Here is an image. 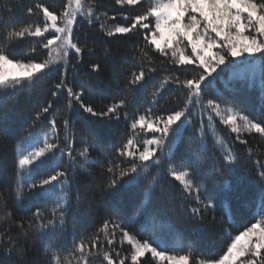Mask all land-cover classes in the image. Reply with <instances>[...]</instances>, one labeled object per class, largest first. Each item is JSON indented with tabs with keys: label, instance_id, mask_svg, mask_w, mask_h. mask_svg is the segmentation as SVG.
I'll use <instances>...</instances> for the list:
<instances>
[{
	"label": "snow or ice",
	"instance_id": "obj_1",
	"mask_svg": "<svg viewBox=\"0 0 264 264\" xmlns=\"http://www.w3.org/2000/svg\"><path fill=\"white\" fill-rule=\"evenodd\" d=\"M121 6L148 7L134 16L127 11L121 13L126 24H108L107 13L96 11L94 0H66L61 11L51 10V6L37 0L32 6H25L23 0H3L0 6V101L25 86H31L41 77L59 71L64 65L51 91L53 98L66 92L62 109L47 120V131H37L42 117L54 107L49 100L34 115L31 131L15 146L14 179L10 191L17 204L31 196H41L54 202L50 208L36 207L27 219L16 221L20 229L13 234L11 228L0 231V264H29L26 247L34 234L39 238L41 250L48 264H91L102 257V264H143L150 254L154 260L164 264H264V165L256 173L259 182L257 198L254 201V222L231 237L226 250L216 259H202L194 253L191 245L184 252L182 247H169L166 236L173 229L172 217L176 211L177 196L168 184L169 178L179 182L181 204L186 217L203 220L209 210L215 207L213 199L207 195L205 182L212 178L218 182L226 172L238 167L237 156L229 144L215 132L214 122L226 126L241 144L244 133L264 136V118L252 119L238 111L228 102L217 99H203L205 88L212 87L215 79L231 70L235 77L246 80L249 87L259 84L264 96V0H115ZM25 9V15L37 20L31 23L16 22L14 13ZM8 18L5 19L4 15ZM99 31L106 37L128 36L143 33V44L133 49L131 70L124 78L118 100L96 111L85 104V91H90L86 81L77 87L69 84L67 66L73 55L82 62L87 47V36L81 44L75 35V24L79 18L89 25L101 21ZM35 41L26 55L18 46L23 42ZM17 46V47H14ZM37 47L46 52L42 60L35 58ZM163 58L160 71L163 75L159 84H154L158 69L155 55ZM23 56V58H20ZM194 66L192 76L181 78L179 73L187 71L186 66ZM92 73H99L101 65H89ZM152 84L151 106L144 113L121 111L134 108L138 94ZM174 86L183 96L182 106L168 110L159 104L164 91ZM179 101L178 97L172 98ZM85 118L95 117L108 124H119L121 117L128 135L117 147L113 144L105 152L97 142L95 133L79 136L81 147L77 149V131L72 119L73 111ZM200 113V126L194 129L189 143V156L176 161L174 147L182 138L181 125H192L196 111ZM207 116L205 127L203 117ZM62 122L63 136L60 135ZM11 132L0 128V140H6ZM145 137L141 139V137ZM213 140L209 153L208 139ZM97 151L102 159H92ZM59 153V155H57ZM249 155L252 149H248ZM51 162V164H49ZM99 165L107 183L104 190L115 198L121 190L130 185L140 187L133 217L122 218L121 209L114 206L116 215L106 219L101 229L89 240L76 241L66 247L64 233L71 217L87 198L79 188L72 195V184L77 173L89 172L87 165ZM188 166H184V165ZM202 165H207L204 180L196 179ZM47 166V172L35 178L36 170ZM2 198V196H0ZM194 200L195 204L189 203ZM27 210V209H22ZM11 217L5 203L0 221ZM139 218L140 231L149 233L148 239H139L128 230V224H136ZM215 221V217H212ZM199 227V225H197ZM101 233L103 238H101ZM119 233L120 243H127L126 255L114 248ZM105 242L109 250H104Z\"/></svg>",
	"mask_w": 264,
	"mask_h": 264
},
{
	"label": "trees",
	"instance_id": "obj_2",
	"mask_svg": "<svg viewBox=\"0 0 264 264\" xmlns=\"http://www.w3.org/2000/svg\"><path fill=\"white\" fill-rule=\"evenodd\" d=\"M37 0H23L25 6H32ZM51 6V10L59 12L62 10L66 0H40ZM3 0H0L2 6ZM98 5L96 11L99 13H107V16L116 19H108V24H126L121 13L127 11L128 15L134 16L142 14L148 7L147 4L142 6H121L115 3V0H94ZM16 22H34L36 17L29 19L25 15V9H21L14 13ZM7 19V14L4 15ZM104 17H101L100 22L89 25L86 19L79 18L75 24V35L79 42L83 44L84 37L87 36V47L90 51H85L82 62L74 55L70 57V62L67 66V79L69 84L75 83L78 87L81 81H86L90 91L86 90L84 94V103L92 105L96 111H102L104 108L118 100L121 96L120 89L123 87L124 78L131 70L133 63V49L138 44H143V33H136L128 36L106 37L99 31L100 23L104 22ZM35 44V41L23 42L18 46L19 51L26 55L30 48ZM17 47V46H14ZM46 52L37 47L38 60L44 59ZM20 58H23L21 56ZM156 63L152 66L158 69L154 77V84H159L163 75L167 74L160 71L161 61L163 60L158 54L153 57ZM92 63H99L101 65L99 73H92L89 65ZM187 71H181L179 75L184 78L185 75L192 76L194 66H186ZM64 65H60L59 71L49 73L31 86H25L17 89L9 97L0 101V128H8L11 135L6 140H0V213L4 212L5 203L7 210L11 213V217L5 221H0V231L5 228H11V232L15 234L20 229L15 222L22 217L27 219L31 216L32 211L36 207L50 208L54 202L45 199L41 196H31L24 200L22 205H18L13 194L8 191L11 181L14 179L15 168V146L21 141V138L26 137L31 131L30 125L33 123V117L42 106H45L49 100L54 101V107L48 114L42 117L37 125V131L41 129L47 131V120L56 114L59 109H62L66 101V92L55 98L51 96V91L54 90L52 85L58 81L60 73L63 72ZM227 75V71L223 73ZM215 85L205 88L203 99H217L221 103L228 102L233 105L238 111L249 116L252 119L260 120L264 118V96L261 95L259 85L249 87L246 80L233 78L222 82L220 78L215 79ZM152 84L142 93L138 94L136 105L134 108L122 109L121 111L144 113L151 104L153 99L151 96ZM178 97L179 101H174L172 98ZM183 96L175 89L174 86H169L164 91L159 100L160 105H164L168 110H173L182 106ZM87 114L81 115L73 111L72 119L75 122V129L77 131V142L75 147H81L79 143V136L81 133H95L97 142L100 147L108 152L113 144L119 146L121 141L128 135V131L124 126L123 117L119 124H108L101 121L99 118L90 117L85 118ZM192 125L182 128V138L178 140L174 147L173 156L176 161L185 160L189 156L190 139L194 138V129L200 126V113L196 111V115L191 118ZM205 127L208 126L207 116L203 117ZM215 132L222 137L229 146L232 147L237 156L239 167L232 172H226L218 182H212V178L205 182L208 189L207 195L210 196L215 207L207 213V215L200 220L198 218H188L185 222L184 209L187 207L181 204L179 194L181 191L179 182L168 180L171 190L177 196L176 211L172 217L173 229L171 234L166 236V243L169 247H182L184 252L188 251V246L191 245L194 253L199 255L202 259H216L226 250L227 244L231 237L238 234L250 223L254 222V201L257 198L259 182L256 178V173L260 169V165H264V136L257 133H244L241 139L247 141V144H241L236 139V134L231 133L230 130L219 122L217 118L214 122ZM60 135L63 136L62 122L60 124ZM145 137H141L143 139ZM209 146V153L212 152L213 140L211 138L207 141ZM252 149V154L249 155L248 149ZM59 155V153H57ZM92 159H102L100 153L93 151L91 153ZM51 164V162H49ZM188 166V165H184ZM92 175L87 173H77L76 180L72 184V195L74 196L77 188L87 198V202L80 206V210L75 214V223L72 218H69L64 239L66 240V247L72 246L73 239L76 241L89 240L101 229L106 219L116 215L112 211L114 206L121 209L122 218L127 219L133 217L135 214V207L138 204L137 197L141 196V189L138 186L130 185L124 187L117 197H113L111 193L104 190V185L107 180L102 174L100 166L87 165L86 166ZM47 166L36 170L35 178H40L41 175L46 174ZM207 165H202L199 172L196 174L198 181L204 180L207 176ZM189 203L195 204L194 200ZM27 209V210H22ZM215 217V221L212 217ZM136 224H128V230L137 235L141 240L148 239L149 233L140 231V224L142 220ZM199 225V227H197ZM101 238L103 234L101 233ZM26 247L29 248L27 259L29 264H48V260L41 250L39 238L34 234L30 237ZM114 248L120 251L122 255H126L129 250L127 243H120V236L117 233ZM104 250H109L105 242ZM4 258L0 255V261ZM91 264H102V257H99ZM106 264V262H103ZM143 264H164L154 260L148 254Z\"/></svg>",
	"mask_w": 264,
	"mask_h": 264
},
{
	"label": "rangeland",
	"instance_id": "obj_3",
	"mask_svg": "<svg viewBox=\"0 0 264 264\" xmlns=\"http://www.w3.org/2000/svg\"><path fill=\"white\" fill-rule=\"evenodd\" d=\"M218 78H220L222 82H225L226 80L233 79V78H238V77H235V76L233 75L232 71L229 70V71H227V75H224V74L222 73L220 76H218ZM213 84H214V85L216 84L215 81H214ZM257 85H259L258 82H257Z\"/></svg>",
	"mask_w": 264,
	"mask_h": 264
}]
</instances>
